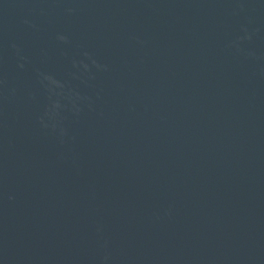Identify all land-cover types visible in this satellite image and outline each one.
<instances>
[{"label":"water","instance_id":"95a60500","mask_svg":"<svg viewBox=\"0 0 264 264\" xmlns=\"http://www.w3.org/2000/svg\"><path fill=\"white\" fill-rule=\"evenodd\" d=\"M0 264H264V0H0Z\"/></svg>","mask_w":264,"mask_h":264}]
</instances>
